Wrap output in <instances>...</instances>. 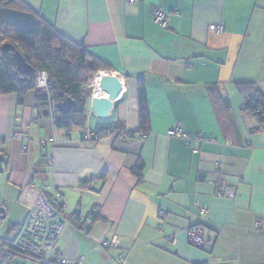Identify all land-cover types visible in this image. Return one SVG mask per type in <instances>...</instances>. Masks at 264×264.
Masks as SVG:
<instances>
[{"label": "crops", "instance_id": "1", "mask_svg": "<svg viewBox=\"0 0 264 264\" xmlns=\"http://www.w3.org/2000/svg\"><path fill=\"white\" fill-rule=\"evenodd\" d=\"M21 1L83 45L87 64L103 66L92 75L122 88L106 118L93 115L90 95L84 125L69 131L56 127L51 99L44 109L32 91L23 103L0 95V207L11 223L2 238L14 239L42 203L59 213L55 248L70 264H264V122L243 110L254 88L264 95V0ZM154 8L169 14L167 28L153 24ZM176 124L200 139L197 151L167 137ZM104 129L123 133L82 140ZM217 179L233 198L215 195ZM192 226L200 247L188 241Z\"/></svg>", "mask_w": 264, "mask_h": 264}, {"label": "trees", "instance_id": "2", "mask_svg": "<svg viewBox=\"0 0 264 264\" xmlns=\"http://www.w3.org/2000/svg\"><path fill=\"white\" fill-rule=\"evenodd\" d=\"M3 44L12 45L20 52L34 70L31 77L17 70L13 53L1 51ZM89 56L83 45L75 44L60 35L21 0H0V95L16 94L18 102L23 103L26 94L32 91L35 100L44 109L50 104V99L57 104L71 98L75 105L68 113L63 114L58 109L55 110V125L68 131L74 126H83L87 102L91 95L90 88L84 90L87 77L103 67L96 60L87 64ZM38 72L48 75L46 88H36ZM144 87L140 81L138 99L139 123L142 130H146L149 125ZM243 110L253 113L257 120L263 123L264 95L254 88L245 95ZM107 130L115 131L104 129L102 133ZM118 132L119 136L123 133ZM141 170L142 164L138 163L132 171L139 176Z\"/></svg>", "mask_w": 264, "mask_h": 264}, {"label": "built area", "instance_id": "3", "mask_svg": "<svg viewBox=\"0 0 264 264\" xmlns=\"http://www.w3.org/2000/svg\"><path fill=\"white\" fill-rule=\"evenodd\" d=\"M134 0H129V3ZM169 14L165 11L154 8L152 12V22L155 26L161 29H165L168 26ZM215 33L220 34L223 32V25H214L212 27ZM48 82V75L45 72H38L36 75L35 86L36 88H46ZM92 87V86H90ZM88 87V88H90ZM93 89V88H92ZM118 131H104L102 134H97L91 131H87L83 137V141H97L100 138L107 136L119 137ZM167 137H176L183 139L189 146L197 151L195 145L199 142V138H190L183 132L179 124L171 126L167 132ZM136 136V135H135ZM141 138H146V135L139 134ZM215 195L221 198H233L235 196V190L224 184L223 180L217 179L215 182ZM42 200V199H41ZM53 202L64 207L61 203V194L55 192ZM204 209L201 210L203 212ZM162 214V213H161ZM165 217V215L163 216ZM88 223L92 222L91 218L87 219ZM3 220L0 219V229L2 227ZM63 228L59 213L50 204L41 206H35L31 208L21 225L20 231L14 239L7 237H0V264H70L67 259L62 257L56 251V240ZM188 241L200 247L203 244V231L198 226H192L187 229ZM117 241L112 240L110 242H103L102 245L117 246ZM74 264H82V259H78Z\"/></svg>", "mask_w": 264, "mask_h": 264}, {"label": "water", "instance_id": "4", "mask_svg": "<svg viewBox=\"0 0 264 264\" xmlns=\"http://www.w3.org/2000/svg\"><path fill=\"white\" fill-rule=\"evenodd\" d=\"M1 51L3 53H6L8 51H11L13 53L14 62L16 65L17 70L23 74L32 76L33 74V68L26 63L23 56L20 54V52L12 45L9 44H3L1 46ZM99 88L102 92L106 93V96L104 97H91L90 101V109L94 115H96L99 118H106L109 114V111L111 109L112 103L115 99L118 98L120 92H121V81L113 77L111 75H104L101 77V80L99 82ZM75 102L71 98H67L62 102H59L56 104L57 109L63 113H68L72 107H74ZM4 161V157L0 155V173H2V162ZM5 218V210L0 207V219L3 220Z\"/></svg>", "mask_w": 264, "mask_h": 264}, {"label": "bare ground", "instance_id": "5", "mask_svg": "<svg viewBox=\"0 0 264 264\" xmlns=\"http://www.w3.org/2000/svg\"><path fill=\"white\" fill-rule=\"evenodd\" d=\"M101 75L102 74L100 73V74H98V76L93 77L91 80V84L93 85L92 86L93 87V91H92V97L93 98L106 96V93L102 92L101 89L99 88V82L101 80ZM104 75H108V74H103L102 76H104Z\"/></svg>", "mask_w": 264, "mask_h": 264}, {"label": "rangeland", "instance_id": "6", "mask_svg": "<svg viewBox=\"0 0 264 264\" xmlns=\"http://www.w3.org/2000/svg\"><path fill=\"white\" fill-rule=\"evenodd\" d=\"M98 74H100V73H98ZM98 74H96L95 76H98ZM102 74V73H101ZM103 75V74H102ZM102 75H101V77H102ZM94 76V77H95ZM91 80H92V74H90L89 75V77H87V85H88V87H90V86H93L92 84H91ZM92 91L93 90H91V95H92ZM94 115V114H93ZM23 138H25L24 136H23ZM0 175H2V174H0ZM9 224H11V223H8V221H7V219H5L4 221H3V224H2V227H1V229H0V237H3L4 235H5V233H6V231H8V227H9ZM13 224H15V223H13ZM17 264H20L18 261L16 262Z\"/></svg>", "mask_w": 264, "mask_h": 264}, {"label": "clouds", "instance_id": "7", "mask_svg": "<svg viewBox=\"0 0 264 264\" xmlns=\"http://www.w3.org/2000/svg\"><path fill=\"white\" fill-rule=\"evenodd\" d=\"M95 74H96V73H95ZM95 74L92 75V78L94 77ZM92 88H93V87H90L91 90H93ZM91 97H92V95H91Z\"/></svg>", "mask_w": 264, "mask_h": 264}]
</instances>
